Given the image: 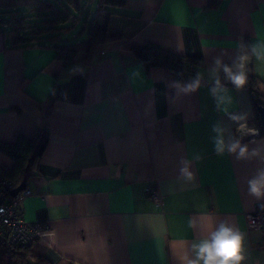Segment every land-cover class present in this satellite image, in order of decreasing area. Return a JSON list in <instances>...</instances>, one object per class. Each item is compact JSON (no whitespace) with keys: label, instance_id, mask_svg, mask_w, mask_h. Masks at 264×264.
Listing matches in <instances>:
<instances>
[{"label":"crops","instance_id":"0c3cea01","mask_svg":"<svg viewBox=\"0 0 264 264\" xmlns=\"http://www.w3.org/2000/svg\"><path fill=\"white\" fill-rule=\"evenodd\" d=\"M37 1L0 0V19L7 9L16 19ZM112 9L109 33L122 38L100 46L88 65L64 64L49 46H12L13 18L0 24V141L32 137L50 112L49 140L21 206L27 221L48 225L31 250L52 264H183L201 236L188 220L204 216L234 222L246 234L243 264H264V233L245 218L264 202L247 192L261 164L214 152L212 125L223 121L233 133L236 126L216 110L207 76L221 52L230 63L240 43H264V0H125ZM146 42L203 58V86L175 96L171 71L147 73L123 47ZM248 71L262 81L260 96L229 84L230 110L246 112L258 129L253 97L264 99V60L253 57ZM245 141L256 147L264 136ZM196 153L195 180L178 179L180 160ZM11 164L0 152V165ZM148 186L160 202L146 195Z\"/></svg>","mask_w":264,"mask_h":264},{"label":"trees","instance_id":"16d2710c","mask_svg":"<svg viewBox=\"0 0 264 264\" xmlns=\"http://www.w3.org/2000/svg\"><path fill=\"white\" fill-rule=\"evenodd\" d=\"M84 1L93 0H38L33 11L35 15L22 13L16 19L15 17L0 19V24H5L13 18L8 31L12 46H49L55 50V57L64 64L88 65L100 46L122 38L120 34L109 33V24L111 16L115 13L112 8L124 6L125 0H97L93 16L87 14L79 31L85 37L75 42H65L62 34L75 24L76 15L81 12V3ZM123 47L132 52L147 73L152 68H165L179 81L190 80L206 66L201 57L176 54L153 42H146L142 46L124 44ZM260 84L261 79L248 71L245 87L260 96L258 90ZM253 101L255 107L264 105V99L261 97H253ZM49 114V111L44 113V125L36 129L32 137L16 133L10 141H0V152L12 162L11 166L0 165V175L8 179L14 188L22 181H27L39 167L40 158L49 140L47 129ZM255 122L259 136H264V126L260 124L257 110ZM0 264L52 263L34 254L31 247L11 246L6 240L0 239Z\"/></svg>","mask_w":264,"mask_h":264},{"label":"clouds","instance_id":"9594fccd","mask_svg":"<svg viewBox=\"0 0 264 264\" xmlns=\"http://www.w3.org/2000/svg\"><path fill=\"white\" fill-rule=\"evenodd\" d=\"M227 52L215 56L207 70L211 82L209 94L215 102L218 112L223 113L235 127V134L223 121L212 125L213 150L218 156L232 155L238 161L257 160L261 166L255 174L247 180L248 195L257 201H264V144L250 147L255 141H245V137H256L258 129L249 126V116L246 112H233L230 110L233 98L228 85L236 90L244 89L248 81V64L253 57L264 60V43H240L236 55L231 62H226L224 57ZM133 75H139L134 71ZM204 84V74L197 72L188 81H171L169 87L175 96L191 95L197 92ZM200 154H193L191 159L180 160L178 179L193 182L195 173L191 170L193 161H200ZM264 208V203H261ZM188 227L199 230L201 236L193 241L189 251L184 256L183 264H243L247 260L245 251L246 234L234 222L223 219L216 222L211 217H193L188 220ZM52 242H55V233L45 232Z\"/></svg>","mask_w":264,"mask_h":264},{"label":"built area","instance_id":"2783aa9c","mask_svg":"<svg viewBox=\"0 0 264 264\" xmlns=\"http://www.w3.org/2000/svg\"><path fill=\"white\" fill-rule=\"evenodd\" d=\"M12 183L0 175V239L6 240L11 246L29 247L38 241L42 232L48 229L46 223L40 221H27L22 213L23 201L32 195L30 190H22L16 196H11ZM152 201L160 202V195L151 186L145 190ZM256 203L252 211L245 214L246 226L249 230L264 233V208Z\"/></svg>","mask_w":264,"mask_h":264},{"label":"rangeland","instance_id":"374dc122","mask_svg":"<svg viewBox=\"0 0 264 264\" xmlns=\"http://www.w3.org/2000/svg\"><path fill=\"white\" fill-rule=\"evenodd\" d=\"M34 8H35V6L29 7V9H26L25 11H23V14L32 15V16L35 15V12H33ZM2 12H3L2 17L7 16L8 19H10V17L13 14V13H10V9H7L6 11H2ZM94 12H95V5L93 2H85V1L82 2L81 3V12L79 13V15H76L77 20H76L75 24H73V27L71 29H69L68 31H66L65 33L62 34V38L64 39V41L65 42H75L78 39H80L81 37L78 34H79V31L83 25L84 18L87 16L88 13H89V16L92 17ZM10 27L6 30L9 31ZM75 35H77V36L75 37ZM24 190H28L27 187ZM32 246L29 245V247H32Z\"/></svg>","mask_w":264,"mask_h":264},{"label":"water","instance_id":"95a60500","mask_svg":"<svg viewBox=\"0 0 264 264\" xmlns=\"http://www.w3.org/2000/svg\"><path fill=\"white\" fill-rule=\"evenodd\" d=\"M256 110L259 114L260 123L262 126H264V105H257ZM27 181H22L18 186L12 189L11 196H16L20 191L26 189L27 187Z\"/></svg>","mask_w":264,"mask_h":264},{"label":"bare ground","instance_id":"6f19581e","mask_svg":"<svg viewBox=\"0 0 264 264\" xmlns=\"http://www.w3.org/2000/svg\"><path fill=\"white\" fill-rule=\"evenodd\" d=\"M21 192V191H20Z\"/></svg>","mask_w":264,"mask_h":264}]
</instances>
